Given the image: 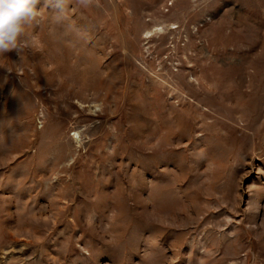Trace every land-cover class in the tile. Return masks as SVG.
<instances>
[{
	"label": "rangeland",
	"instance_id": "obj_1",
	"mask_svg": "<svg viewBox=\"0 0 264 264\" xmlns=\"http://www.w3.org/2000/svg\"><path fill=\"white\" fill-rule=\"evenodd\" d=\"M50 11L0 57V264H264V0Z\"/></svg>",
	"mask_w": 264,
	"mask_h": 264
},
{
	"label": "clouds",
	"instance_id": "obj_2",
	"mask_svg": "<svg viewBox=\"0 0 264 264\" xmlns=\"http://www.w3.org/2000/svg\"><path fill=\"white\" fill-rule=\"evenodd\" d=\"M93 3L94 0H76L82 8H89ZM71 4L72 0H0V57L14 49L22 50L27 30L39 23L41 8L51 9L55 24L71 27L68 16Z\"/></svg>",
	"mask_w": 264,
	"mask_h": 264
}]
</instances>
